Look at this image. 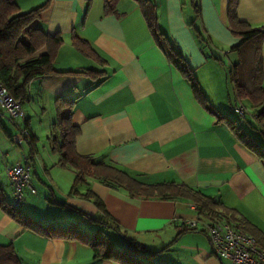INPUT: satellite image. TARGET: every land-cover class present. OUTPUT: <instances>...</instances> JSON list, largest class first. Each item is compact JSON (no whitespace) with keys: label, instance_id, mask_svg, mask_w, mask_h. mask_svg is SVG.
<instances>
[{"label":"crops","instance_id":"crops-1","mask_svg":"<svg viewBox=\"0 0 264 264\" xmlns=\"http://www.w3.org/2000/svg\"><path fill=\"white\" fill-rule=\"evenodd\" d=\"M148 1L155 8L159 31L182 54L209 109L230 118L226 110L234 113L231 102L235 99L226 66L237 62L236 53L230 50L240 40L227 25L229 0ZM16 3L21 13L46 6L39 26L63 40L53 64L55 73L29 84L28 100L21 104L25 120L16 124L0 108V185L4 195L13 196L5 165L21 163L24 156L34 187L37 180L51 188L52 199L47 200L46 192H41V201L52 210L44 215L36 211L31 207L34 196L25 190L23 202L29 209L20 210L22 213L43 226L67 228L84 220L83 215L99 216L95 205L81 196L89 190L103 203L107 220L120 235L158 252L155 261L159 264H222L213 255L202 227L216 220L199 214L189 200L132 199L88 178L77 186L76 195H69L76 173L61 167L56 154L40 151V125L31 119L38 115L45 122L42 127L49 141L54 102L61 98L74 101L72 123L80 130L75 142L79 155L118 168L143 184L187 186L234 210L235 219L241 217L264 236V164L235 139L224 122H218L197 102L188 82L157 45L136 1ZM237 16L251 27L264 28V0H239ZM72 35L84 40L103 64L81 54L72 45ZM261 53L264 57V44ZM80 71L101 74H75ZM25 129L28 138L22 136ZM242 129L254 135L246 124ZM15 139H21L22 144L17 145ZM52 187L62 199H57ZM9 199L6 201L12 205ZM54 207L71 214L57 212ZM185 220H197L198 228H183ZM78 228L87 235L103 228L117 246L123 244L114 230L96 222L81 221ZM260 244L264 246V242ZM0 245H10L19 264H118L94 260L91 249L79 242L53 240L26 230L1 209ZM259 249L264 251L261 246Z\"/></svg>","mask_w":264,"mask_h":264},{"label":"trees","instance_id":"trees-1","mask_svg":"<svg viewBox=\"0 0 264 264\" xmlns=\"http://www.w3.org/2000/svg\"><path fill=\"white\" fill-rule=\"evenodd\" d=\"M134 1L140 5L147 26L157 45L169 63L188 82L197 102L205 110L212 113L218 122H224L232 131L235 139L264 164V57L261 53V47L264 44V28H254L246 22L240 21L237 16L239 0L228 1L227 25L233 36L240 40L230 50L236 53L237 62L229 67L226 66L227 77L235 99L234 104L231 102V108L238 104L245 106V103H248L251 117L245 116L241 118V121L245 120L244 124L254 132V135H250L242 129L236 120L209 109L207 99L182 54L175 50L159 31L154 6L148 0ZM45 7L21 13L16 0H0V86L20 104L28 100V87L31 82L55 73L53 64L63 44L60 35H50L39 26L40 14ZM106 11L110 12L109 10ZM196 32L201 37L197 29ZM71 39L72 45L81 54L103 64L84 40L74 35ZM204 42L207 43L208 41ZM42 49H45L44 53L41 52ZM75 74L95 77L101 72L80 71L75 72ZM73 110L74 101L61 98L55 100V120L51 125L49 136L50 149L53 154L58 156V164L61 167H69L76 173L69 195H76L77 186L85 184V179L88 178L107 188L123 191L132 199L189 200L196 206L199 214H205L216 221L228 219L230 222H234L247 234L253 236L259 246L264 248L260 244L264 242V236L261 235L260 231L241 217L235 219L236 212L223 207L216 200L203 197L197 191L182 184L172 182L143 184L118 168L79 155L76 151L75 142L80 135V130L72 123ZM29 135L28 131V137ZM32 145L33 141L30 143L31 155L34 154V145L33 147ZM81 196L95 205L99 211V216L90 218L82 214L86 220L79 219L64 229L52 225L43 226L30 215L13 207L6 201L1 185L0 209L24 229L42 237L53 240L76 241L88 246L93 252L94 260H109L118 264H159L154 261L158 252H152L120 235L119 229L107 220L108 215L104 205L95 195L88 190ZM60 206L64 207V205ZM81 221L96 222L105 229L114 230L123 244L117 246L115 241L106 235L103 228L87 235L78 228ZM0 264H19L16 253L10 245H0Z\"/></svg>","mask_w":264,"mask_h":264},{"label":"built area","instance_id":"built-area-1","mask_svg":"<svg viewBox=\"0 0 264 264\" xmlns=\"http://www.w3.org/2000/svg\"><path fill=\"white\" fill-rule=\"evenodd\" d=\"M0 108L10 120L16 124L25 120V113L19 102L11 98L5 89L0 86ZM233 111L240 118L250 116L249 110L242 104L233 107ZM22 136L28 137V130H22ZM17 145H21V139H15ZM5 172L12 188V206L18 208L24 201V191L32 194L35 188L31 180V170L28 158L23 157L22 162L12 166L5 165ZM197 220H185L183 228L196 230ZM205 230L213 255L222 264H264V251L259 249L256 239L236 227L227 220L214 221L202 226Z\"/></svg>","mask_w":264,"mask_h":264},{"label":"rangeland","instance_id":"rangeland-1","mask_svg":"<svg viewBox=\"0 0 264 264\" xmlns=\"http://www.w3.org/2000/svg\"><path fill=\"white\" fill-rule=\"evenodd\" d=\"M246 105V108L248 109V103H245ZM26 105H27V103H26ZM227 112H226V114L231 118V119H234V120H236L238 123H239V125H241V127H242V125L244 124V121H241L242 119L240 118V117H238L235 113H232V112H230V111H228V110H226ZM32 122L33 123H35L34 125H40V127H39V129H40V131H39V135H40V138H41V144H40V151L42 152V153H48V154H52L51 153V151H50V141H48L47 140V138H46V136L48 135L47 134V132H46V130L42 127V126H44L45 125V122L43 123V120H41L40 119V116H35V115H33L32 116ZM247 119V118H246ZM40 120L42 121V124L40 123ZM50 132H51V129H50ZM13 146V145H12ZM48 147H49V151H50V153H49V151H48ZM22 161V160H21ZM59 170V169H58ZM66 170H70V168L69 167H67V169ZM41 174H44V172H43V170H41ZM53 174V176L54 175H56V171L55 172H53L52 173ZM50 185H53V184H50ZM35 187H36V194H32L33 196H34V201L31 203V207L33 208V207H35L36 208V211H39V213L41 212V213H43V215L48 211V210H52V209H50L49 207H44L45 205H43V203H42V194H41V192H46V194H47V200H51L52 198H51V196H50V186L48 187V188H45L41 183H39V181H35ZM52 189L54 190V192H55V195H56V197H57V199H62V196L60 197L59 196V192H57L53 187H52ZM43 190H45V191H43ZM25 192V191H24ZM5 196V195H4ZM6 197V200H8L10 197L9 196H5ZM11 202H12V198L11 199H9ZM43 202H44V200H43ZM42 206H43V209H42ZM47 206V205H46ZM54 208H56V209H54V210H57V212H63V214H66L67 216H70V211H60L61 209H59V208H57V207H54ZM26 209H29V208H25V202H23V204L20 206V207H18V210H25V211H27ZM32 211V210H31ZM77 219V218H76ZM47 225V224H46ZM150 249V248H149ZM152 251V250H151ZM155 261V260H154Z\"/></svg>","mask_w":264,"mask_h":264},{"label":"bare ground","instance_id":"bare-ground-1","mask_svg":"<svg viewBox=\"0 0 264 264\" xmlns=\"http://www.w3.org/2000/svg\"><path fill=\"white\" fill-rule=\"evenodd\" d=\"M6 91V90H5ZM234 112V111H233ZM235 113V112H234ZM237 115V114H236ZM238 116V115H237ZM239 117V116H238ZM35 188V187H34ZM21 206V205H20ZM236 227H238L239 229H241L238 225L234 224ZM242 230V229H241ZM246 233V232H245Z\"/></svg>","mask_w":264,"mask_h":264}]
</instances>
